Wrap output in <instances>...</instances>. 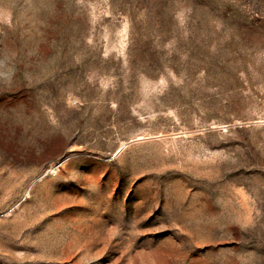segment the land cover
Instances as JSON below:
<instances>
[{"label": "rangeland", "instance_id": "374dc122", "mask_svg": "<svg viewBox=\"0 0 264 264\" xmlns=\"http://www.w3.org/2000/svg\"><path fill=\"white\" fill-rule=\"evenodd\" d=\"M0 264H264V0H0Z\"/></svg>", "mask_w": 264, "mask_h": 264}]
</instances>
